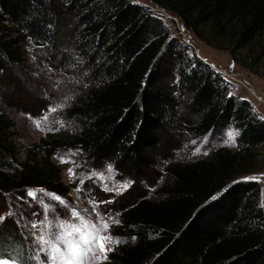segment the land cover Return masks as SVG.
<instances>
[{
  "label": "trees",
  "instance_id": "trees-1",
  "mask_svg": "<svg viewBox=\"0 0 264 264\" xmlns=\"http://www.w3.org/2000/svg\"><path fill=\"white\" fill-rule=\"evenodd\" d=\"M151 1L207 43L212 44L204 27L217 38L229 37L232 51L249 47L264 55V0ZM5 21L50 50H65L66 58L79 56L90 74L83 95L67 111L78 132L41 139L12 173L2 162L7 156L15 160L9 141L15 123L0 111V216H7L0 222V253L20 264H38L29 249L40 245L23 231L19 212L5 196L26 187L67 196L70 186L52 159L58 149H79L93 162L112 160L127 174L149 177L166 144L167 122L179 108L192 119L185 126L191 135L231 125L239 131V152L254 156L251 150L264 144V115L230 93L223 75L189 45L169 40L151 11L133 0H0L1 31ZM6 36L0 35V75L22 61L17 40ZM234 155L221 148L168 167L157 198H141L119 214L112 232L125 241L106 264H264L260 185L228 182L238 175Z\"/></svg>",
  "mask_w": 264,
  "mask_h": 264
},
{
  "label": "rangeland",
  "instance_id": "rangeland-1",
  "mask_svg": "<svg viewBox=\"0 0 264 264\" xmlns=\"http://www.w3.org/2000/svg\"><path fill=\"white\" fill-rule=\"evenodd\" d=\"M133 1L151 11L152 22L155 23L156 19L160 22L157 25L164 32H169V40L177 39L189 45L190 51L223 75L229 83L230 93L248 99L264 115V55L258 57V53L250 52L249 47L232 51V47H229V37L217 38L213 36L214 33L209 27H204V35L212 44L207 43L200 39L192 29L186 27L182 20L170 10L159 7L151 0ZM2 34L7 35L6 39L17 40V46L20 48L22 56V61L19 64L9 65L8 71L0 75V111L13 119L15 123L9 134V141H12L14 145L12 152L15 155V160L4 156L5 159L2 162L4 167L2 168L12 173L13 167L17 166L16 161H24L30 153V149H33L34 144L41 139L58 138L64 132H78L79 126L75 118H70L67 111L83 95L88 86L90 74L85 73V62L79 56H70V58L67 56L66 58L65 50H50L42 43L22 36L17 28L7 21L3 24L0 35ZM145 36L148 40L153 37L149 33ZM170 81L173 84L175 79ZM15 82L18 83L17 86ZM18 88L20 92L16 94ZM52 107H56L57 111L50 112ZM44 116L48 117L47 121L43 120ZM188 118L179 108L167 122V127L163 132L166 144L165 146L164 143L161 144L157 165L153 175L149 177L127 174L114 166L112 160H106L100 164L93 162L87 159L79 149L69 147L58 149L52 159L61 167L62 180L70 186L68 195L63 198L82 215L93 221L96 220L97 213L105 219L114 217L118 220L119 214L124 209L135 204L141 198L158 197L157 191L166 181L167 169L171 165L198 161L209 156L216 149L227 148L234 152L238 170V175L228 182L232 183L242 180L244 177L256 176L260 185V203L264 204V144L251 150L254 156L239 152L237 150L239 131L236 128L230 125L221 130L194 136L187 133L185 129V126L190 124L186 122ZM189 120L192 121L190 118ZM37 122L40 123V128L36 126ZM229 132L235 133L232 141H229ZM197 148L200 149L199 153H196ZM69 150L76 154L71 158L79 165L75 168L78 175L75 181L70 180L68 175V168L75 167V165L61 164L57 158L60 155L68 154ZM205 152L207 155L204 154ZM107 165H111L113 168L110 179ZM93 171L102 172L105 177L104 181L95 178L87 179ZM80 179H84L85 184L82 191L77 193L76 187ZM105 184L110 189L109 191L104 190ZM124 184H128V187L124 188ZM38 189L45 188L26 187L7 193L5 196L8 203L14 206L13 209L17 213L19 212L23 231L34 240L38 236V231L43 230V226L41 229H33L31 224L38 223L44 218L45 206L52 209L49 212V220L57 215L61 219L70 218L68 210L55 200H51L39 192L36 200L27 196L29 190ZM93 200L106 201V203L100 204L96 212H93V205L90 203ZM27 212L30 216H27ZM34 213L35 215H33ZM115 225L111 226L110 234L123 243L125 240L115 236L112 232ZM30 246L32 247H29L30 253H32L30 257L35 254L33 258L37 259L38 264H47L40 248L37 246L33 250V246ZM116 246V244L110 245L113 249ZM14 253L17 256L18 253L16 251ZM107 260L101 261V264H106Z\"/></svg>",
  "mask_w": 264,
  "mask_h": 264
},
{
  "label": "snow or ice",
  "instance_id": "snow-or-ice-1",
  "mask_svg": "<svg viewBox=\"0 0 264 264\" xmlns=\"http://www.w3.org/2000/svg\"><path fill=\"white\" fill-rule=\"evenodd\" d=\"M49 111L55 112L57 108L52 107ZM47 119V116L43 117L44 121H47ZM36 126L38 128L41 127L39 122H37ZM61 126H63L62 123ZM48 130L51 131L52 129ZM234 135L235 133L233 132L228 133L229 141L233 140ZM193 143H195V141H193ZM199 152L200 149L197 148L196 153ZM204 154L207 155L206 152ZM74 155L76 154L69 150L68 154L57 157L61 164L75 165V167L68 168L69 179L73 181L78 178L75 168L79 167L71 158ZM107 171L110 174V179L111 173L113 172L111 165H107ZM93 178L100 181H104L105 179L102 172L97 173L96 171H93L91 175L87 177L89 180ZM242 181L258 182V178L256 176L244 177ZM242 181H236L234 183ZM84 184V179H80L76 187L77 193L82 191ZM123 187L127 188L128 184H124ZM104 190H110L106 184L104 185ZM224 191H227V189H224ZM38 192L62 205L68 210L70 215L69 219H61L57 215L52 220H49V212L52 211V209L45 206V211L43 213L44 218L38 223L33 222L31 224L33 229L43 226V232L36 237V242L40 245V251L47 256V264H101V261L108 259V253L114 250L110 245H118L120 243L118 239L110 234L111 226L120 223L118 220L114 217L105 219L100 216L99 213H97L95 221L88 219L63 197L56 193L48 192L45 189L29 190L27 196L36 200L38 198ZM216 198L218 197L215 195L211 197V199ZM90 203L93 205L92 211L96 212L99 205L106 203V201L93 200ZM261 207H264V204H262ZM85 211H87V209H85ZM7 215L10 216L12 213L9 212ZM33 215H35V213ZM6 218L7 216H0V222H3ZM0 264H20V261L11 254L0 253Z\"/></svg>",
  "mask_w": 264,
  "mask_h": 264
}]
</instances>
